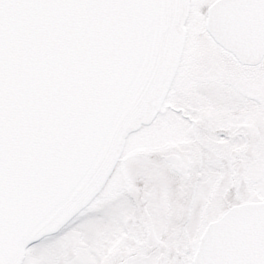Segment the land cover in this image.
<instances>
[{
  "label": "water",
  "instance_id": "obj_1",
  "mask_svg": "<svg viewBox=\"0 0 264 264\" xmlns=\"http://www.w3.org/2000/svg\"><path fill=\"white\" fill-rule=\"evenodd\" d=\"M189 8L0 0V264H22L31 244L87 207L128 135L155 119L181 62ZM206 28L241 64L262 61L264 0H217ZM148 239L159 243L153 231ZM193 264H264V201L209 223Z\"/></svg>",
  "mask_w": 264,
  "mask_h": 264
},
{
  "label": "rangeland",
  "instance_id": "obj_2",
  "mask_svg": "<svg viewBox=\"0 0 264 264\" xmlns=\"http://www.w3.org/2000/svg\"><path fill=\"white\" fill-rule=\"evenodd\" d=\"M192 0L186 41L168 97L131 133L101 192L24 264H193L207 224L233 205L264 201V59L243 66L212 40ZM189 161L188 178L162 154ZM158 173V174H157ZM149 220L160 240L148 244Z\"/></svg>",
  "mask_w": 264,
  "mask_h": 264
},
{
  "label": "flooded vegetation",
  "instance_id": "obj_3",
  "mask_svg": "<svg viewBox=\"0 0 264 264\" xmlns=\"http://www.w3.org/2000/svg\"><path fill=\"white\" fill-rule=\"evenodd\" d=\"M216 0H214L213 2H215ZM212 2V3H213ZM212 3H210L207 7H206V9H202L203 10V12H204V14H206V17L204 18L205 19V22H206V18H207V10H208V8H209V6L212 4ZM191 7H192V0H191V3H190V10H189V15H190V13H191ZM167 155L169 156V155H177V156H179V157H181V159H182V161H183V164H178V167L177 168H174L172 165H170L171 163L170 162H168L167 160H166V157H167ZM161 158H162V160L164 161V165H168L173 171H175L176 173H178V175H181V177H183V178H188V175H189V169H190V166H189V161H186L184 158H183V156H181V155H179V154H176V153H166V154H162L161 155ZM117 168V167H116ZM115 168V169H116ZM115 171V170H114ZM158 174V173H157ZM155 225L153 224V221L152 220H149V233L147 234V242H148V244H151V243H149V239H148V236H149V234L151 233V231H153L154 232V234H155V236H156V238L157 239H159L158 237H157V232H156V229H155V227H154ZM60 233V232H59ZM58 233H56V234H54V235H51V236H48V237H45V238H43L42 240H44V239H46V238H49V237H52V236H55V235H57ZM41 240V241H42ZM155 246V245H154ZM138 255H140L141 256V258H139L138 260H140V259H142V254H138ZM138 255H134V256H132V257H129L128 259H132L133 257H136V256H138ZM27 256V255H26ZM26 256H25V258H26ZM162 257L163 256H161V257H159L160 258V262H161V259H162ZM128 259H126V260H124L123 262H121L120 264H124ZM138 260H136V261H138ZM136 261H133V262H131V263H129V264H133L134 262H136ZM160 262H159V264H160ZM22 264H24V262L22 263Z\"/></svg>",
  "mask_w": 264,
  "mask_h": 264
}]
</instances>
